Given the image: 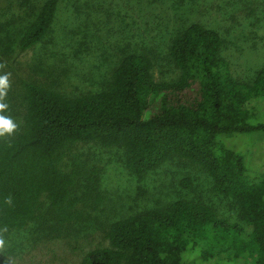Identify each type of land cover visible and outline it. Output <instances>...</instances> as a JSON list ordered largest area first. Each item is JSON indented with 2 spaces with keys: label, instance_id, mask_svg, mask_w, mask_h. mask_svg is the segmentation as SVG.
Returning a JSON list of instances; mask_svg holds the SVG:
<instances>
[{
  "label": "trees",
  "instance_id": "trees-1",
  "mask_svg": "<svg viewBox=\"0 0 264 264\" xmlns=\"http://www.w3.org/2000/svg\"><path fill=\"white\" fill-rule=\"evenodd\" d=\"M56 9L57 0L44 1L20 49L45 37ZM223 45L215 29L192 22L171 39L168 54L178 69L172 80L156 79L151 56L131 51L98 91L70 96L30 81L19 110L10 89L1 91L0 118L15 128L0 135V238L28 227L62 232L85 208L97 209L99 167L67 159L78 144L91 143L121 150L134 174L173 157L198 166L215 192L238 202L251 231L243 238L241 225L210 205L176 199L109 223L107 244L86 250L79 264H203L222 254L229 262L244 256L248 264H264V173L254 177L241 150L226 143L233 134H264V112L246 106L264 98V64L250 81L241 80ZM9 255L0 250V264H12Z\"/></svg>",
  "mask_w": 264,
  "mask_h": 264
},
{
  "label": "rangeland",
  "instance_id": "rangeland-1",
  "mask_svg": "<svg viewBox=\"0 0 264 264\" xmlns=\"http://www.w3.org/2000/svg\"><path fill=\"white\" fill-rule=\"evenodd\" d=\"M45 0H0V76L7 77L12 102L22 107L23 83L52 84L66 95L100 90L124 53L145 52L153 60L156 79L172 80L178 73L168 50L173 36L192 22L215 29L223 39L222 55L234 75L250 81L264 64V0H57L50 30L34 46L20 49L23 30ZM6 97V96H5ZM248 108L264 112V98H253ZM240 149L254 177L264 173V134L227 136ZM69 162L98 166L97 190L102 202L85 208L83 218L46 233L28 227L0 238V250L10 252L12 264H79L84 252L107 244L109 223L176 199L201 201L242 227L236 200L212 189L210 177L198 166L173 157L142 174L129 172L122 152L96 144H78ZM249 173V174H250ZM39 232V233H38ZM199 259L200 254L191 255ZM213 256L203 264H248L244 256L229 262Z\"/></svg>",
  "mask_w": 264,
  "mask_h": 264
},
{
  "label": "clouds",
  "instance_id": "clouds-1",
  "mask_svg": "<svg viewBox=\"0 0 264 264\" xmlns=\"http://www.w3.org/2000/svg\"><path fill=\"white\" fill-rule=\"evenodd\" d=\"M3 87H7V77L6 76H0V88H3ZM14 128H15V125L12 124L11 121L0 118V135H2L4 132L11 133Z\"/></svg>",
  "mask_w": 264,
  "mask_h": 264
}]
</instances>
